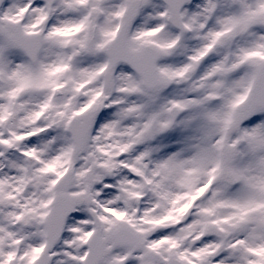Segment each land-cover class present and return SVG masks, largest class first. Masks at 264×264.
Instances as JSON below:
<instances>
[{
	"label": "snow or ice",
	"instance_id": "obj_1",
	"mask_svg": "<svg viewBox=\"0 0 264 264\" xmlns=\"http://www.w3.org/2000/svg\"><path fill=\"white\" fill-rule=\"evenodd\" d=\"M0 264H264V0H0Z\"/></svg>",
	"mask_w": 264,
	"mask_h": 264
}]
</instances>
